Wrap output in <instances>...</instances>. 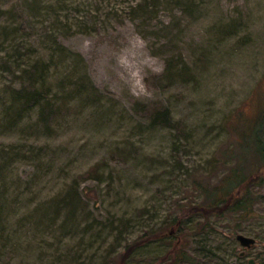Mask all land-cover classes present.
Returning a JSON list of instances; mask_svg holds the SVG:
<instances>
[{
  "label": "rangeland",
  "instance_id": "1",
  "mask_svg": "<svg viewBox=\"0 0 264 264\" xmlns=\"http://www.w3.org/2000/svg\"><path fill=\"white\" fill-rule=\"evenodd\" d=\"M138 1L0 0V264H158L226 190L250 205L184 216L193 260L264 258V0ZM39 73L45 125L9 120Z\"/></svg>",
  "mask_w": 264,
  "mask_h": 264
},
{
  "label": "trees",
  "instance_id": "2",
  "mask_svg": "<svg viewBox=\"0 0 264 264\" xmlns=\"http://www.w3.org/2000/svg\"><path fill=\"white\" fill-rule=\"evenodd\" d=\"M138 3V7H136V5H134L135 9L138 8H142L143 9V13L144 14V9H147V2L146 0H140L137 2ZM149 10V9H148ZM171 62L170 59H168L167 62V68L166 71H171ZM40 73H43L44 70L42 69V67L38 68ZM34 72H35V67H34ZM40 73L38 74L39 76H37V78H33L30 77L27 81H23V84L20 85L19 87L15 88L14 93L12 94L14 99H13V106L11 108V110L9 111V120L12 119H18L19 117L23 116L27 111H29L30 109H32L33 107H37L38 108V112H40V123L42 125H45L46 120L48 119L49 115H50V106L49 103L47 101H45V91L47 89V86L45 85V76L44 75H40ZM44 77V78H43ZM84 82V81H83ZM89 84L91 85V83L89 82ZM169 109L165 106L163 107H159V106H155L149 116H150V121L153 125L156 124H169L170 123V118H169ZM246 179V176L244 178H242L240 180V183L243 184L244 181ZM227 194V190L226 192H221V196L226 198ZM226 196V197H225ZM220 197L219 199H217V201H214L212 203V208H208L207 204H202V205H198L197 207H193L192 209H188L187 210V214L185 215H177L174 216L172 221L173 222V226L174 229H176V233H174V231L172 230V228H170L167 232H164L163 226L160 227L159 229H155V232H151L148 235L147 240H152V239H159V240H164V239H170L169 245L166 248V250L161 253L158 256V260L160 264L161 262L163 264H198L199 262L194 261L193 259V251L194 252H198V250L193 249V251H191V249L188 247L189 242L188 241V236L185 234L187 232H185V223L187 221V217H191L192 215H196V214H200L202 212V210L205 211L207 210H211L214 207L220 210L222 209H227V208H234V209H245L246 207H248L250 205L249 200L246 197H242V196H238L235 200L233 201H228L227 199H224ZM228 197H230V193L228 194ZM223 202L222 204H219V202ZM211 212V211H210ZM215 213V212H214ZM202 215V214H201ZM184 216H187L185 218H183ZM207 217V215H203V217ZM210 216V215H209ZM201 227H200V226ZM204 225V224H203ZM202 224H198L199 230L203 229ZM195 228V227H194ZM176 235V236H175ZM174 236V237H172ZM145 237V235H141L140 239H141V243L144 244L143 240ZM186 239H182L185 238ZM146 240V241H147ZM138 244V245H139ZM141 244V245H143ZM137 245V242H135L134 244H127V248H126V253L127 250L130 246H134ZM129 253V252H128ZM127 253V254H128ZM192 253V254H191ZM194 255V254H193ZM192 256V258H191ZM236 257L238 259L243 258V256H241L239 253L236 255ZM158 262V261H157ZM124 264H130L129 262L127 263L125 261ZM149 264H153L152 262ZM225 264H238L236 262H232L229 259H226ZM241 264V263H239ZM243 264H264V258H262L261 260H258L257 262L250 263L249 262V258L245 259Z\"/></svg>",
  "mask_w": 264,
  "mask_h": 264
},
{
  "label": "water",
  "instance_id": "3",
  "mask_svg": "<svg viewBox=\"0 0 264 264\" xmlns=\"http://www.w3.org/2000/svg\"><path fill=\"white\" fill-rule=\"evenodd\" d=\"M236 239L238 240V242L240 243V245H242L243 247H245L244 249H242L239 254L241 256L245 255L246 254V248H251L254 246L255 242H256V238L253 237V236H250V235H247V234H244V233H240L238 232L236 235H235ZM249 262L250 263H253L254 262V259L253 258H249Z\"/></svg>",
  "mask_w": 264,
  "mask_h": 264
}]
</instances>
